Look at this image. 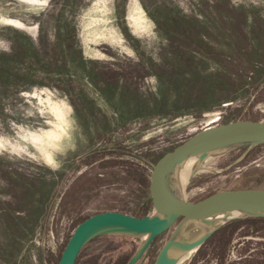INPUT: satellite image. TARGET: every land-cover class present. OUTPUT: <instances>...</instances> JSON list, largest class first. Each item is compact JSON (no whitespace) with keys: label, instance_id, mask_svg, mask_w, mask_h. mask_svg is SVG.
<instances>
[{"label":"rangeland","instance_id":"1","mask_svg":"<svg viewBox=\"0 0 264 264\" xmlns=\"http://www.w3.org/2000/svg\"><path fill=\"white\" fill-rule=\"evenodd\" d=\"M95 3L107 9L100 28L90 25ZM181 17L200 32L173 35L172 49L167 30ZM16 53L9 65L21 79L0 77V264H58L96 214L154 216L142 178L161 156L206 128L264 122V0H0V56ZM204 165L186 202L264 190V145L212 153ZM179 226L187 240L203 231L178 221L136 264H154ZM231 231L175 264H238L264 252V221L225 244ZM143 238L99 236L76 264H127Z\"/></svg>","mask_w":264,"mask_h":264},{"label":"water","instance_id":"2","mask_svg":"<svg viewBox=\"0 0 264 264\" xmlns=\"http://www.w3.org/2000/svg\"><path fill=\"white\" fill-rule=\"evenodd\" d=\"M264 144V122L234 121L223 125L206 128L183 144L161 156L152 166L147 178L148 189L152 205L161 216L135 217L121 212H105L85 219L74 230L68 240L58 264H76L82 250L92 240L99 236L119 234L115 231H96L104 226H117L126 230L119 235L145 236L143 242L127 264H136L151 243L158 236L169 231L178 221L183 224L209 219L222 214H231L246 207L250 203H260L264 206V190L244 189L221 191L212 194L198 202H173L164 198L159 189L162 174L170 167L185 163V161L219 147L230 146L232 149L248 146V151ZM231 149V150H232ZM247 154V152H246ZM245 154V155H246ZM244 155V156H245ZM208 155L203 156L204 160ZM243 156V157H244ZM198 157V156H197ZM242 157V158H243ZM195 171L192 176L196 173ZM263 218L264 214L249 215L244 217H231L213 228L202 231L192 240H187L183 233V226L162 247L154 264H175L179 259L170 256V250L180 249L184 254L202 246L216 231L233 219ZM198 223V222H197ZM178 231L179 234H176Z\"/></svg>","mask_w":264,"mask_h":264},{"label":"bare ground","instance_id":"3","mask_svg":"<svg viewBox=\"0 0 264 264\" xmlns=\"http://www.w3.org/2000/svg\"><path fill=\"white\" fill-rule=\"evenodd\" d=\"M97 4L98 3H95L93 7L91 8V14L93 17L90 20V25L92 26V24H94L96 27L100 28V27H103L105 24H107L108 14H107V9H99ZM128 20L133 25L135 26L138 25L139 17L137 14V10H134L129 14ZM232 148L233 147H230V146H224V147H219V148H215L212 150H208L203 153H198L196 156H198L197 158H199V160L196 163H194L192 169L190 170L184 167L185 163L176 164L168 168L162 174V177L159 183V189H160L161 194L167 200H170L173 202H184L185 197H186V187L191 177H193L192 174L195 171L206 169L204 165L203 156L209 155L212 153L228 152ZM259 214H264V206L260 203L254 202V203L248 204L243 209L233 212L231 214H222V215L215 216L209 219L197 220V222L202 227V230L204 232L206 230L213 228L214 226L218 224L225 222L229 216L244 217V216L259 215ZM154 216L159 217L161 215L158 212H156ZM105 231H115L116 233L119 232V234L123 232V233L128 234L126 230H124L121 227H117V226H104V227L99 228L96 232L101 233ZM179 232L181 231H178L176 234H179ZM147 239H148V235H145L142 241L146 242ZM184 255L185 254L180 249L173 248L170 250V256L173 258H176V259L180 258L181 260Z\"/></svg>","mask_w":264,"mask_h":264},{"label":"trees","instance_id":"4","mask_svg":"<svg viewBox=\"0 0 264 264\" xmlns=\"http://www.w3.org/2000/svg\"><path fill=\"white\" fill-rule=\"evenodd\" d=\"M172 29L167 30V32L169 34H171L169 41H170V47H175L176 44L174 43L173 40V35H181L185 38H194L196 34H198L200 32V29L197 28L195 25L191 24L188 20H186L184 17L181 18H176L172 21ZM174 32V33H173ZM179 48V46H176ZM19 55L20 54H13L10 56H0V77L5 79L6 81L9 80H17L19 81L21 78L19 77L18 73L16 72V68L14 66L9 65V62H12L14 60L19 59ZM191 74L193 75V77H199L200 73L197 69L193 70V72H191ZM8 85V84H7ZM6 84H4V86H7ZM195 87V85H190L189 89H193ZM264 145V144H263ZM142 179L145 180L146 183V176H144ZM144 182V181H143ZM143 211H147V207L143 208ZM259 221H264L263 218H247L244 220H236V221H232L229 224H227L226 226L220 228L218 231H216L202 246H200L199 248L201 249L204 245H206L212 238L220 235L222 232L224 233L225 228L227 227H232V231L229 232L228 236H227V240L225 242V244L229 243L232 235L239 230L240 228H242L245 224H248L249 222L252 223H256ZM222 233V234H223ZM222 236L221 239H223V241L226 239L225 236ZM220 259L222 258L220 264H224V260H223V256L219 257ZM236 263V262H235ZM237 264V263H236ZM238 264H264V252H262L260 254V256H249L246 258L241 259Z\"/></svg>","mask_w":264,"mask_h":264}]
</instances>
